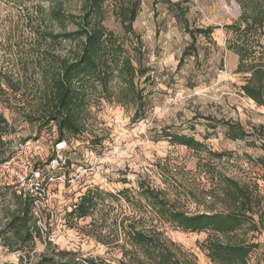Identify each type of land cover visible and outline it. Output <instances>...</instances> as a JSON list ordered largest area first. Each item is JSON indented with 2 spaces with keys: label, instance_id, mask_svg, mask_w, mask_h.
<instances>
[{
  "label": "rangeland",
  "instance_id": "rangeland-1",
  "mask_svg": "<svg viewBox=\"0 0 264 264\" xmlns=\"http://www.w3.org/2000/svg\"><path fill=\"white\" fill-rule=\"evenodd\" d=\"M131 2L138 3L136 33H128L119 16L121 6ZM243 3L248 14L253 7L264 8V0H100L98 19L124 44V54L146 69L135 78L143 101L138 105L121 97L126 87L120 76L109 91L90 81L79 113L81 132L69 134L67 142L58 141L56 124H45L40 111L51 74L64 59L75 58L79 41L61 34L78 28L85 2L0 0V113L10 124L0 163L20 143L38 139L37 164L46 178H54L49 179L47 230L27 244L6 229L18 199L12 189L0 187V264L59 259V250L70 252L66 259L79 264H89L88 259L97 264H215L204 250L210 237L257 243L248 264H264L260 221V231L248 225L218 235L212 229L186 230L162 218L142 194L143 188L153 189L169 208L189 215L225 211L230 206L222 200L221 183L233 178L263 198V206L251 214L256 220L264 216V170L257 162L264 155V105L240 91L249 74L236 71L239 55L229 47L236 36L226 28L241 21ZM54 5L69 15L65 23L51 19ZM187 26L214 28L210 34L196 32L193 41ZM245 42L264 60V28L261 36ZM228 121L240 122L248 135L228 137ZM169 133L193 136L202 145L179 144ZM90 188L96 192L91 214L71 213ZM137 230L157 245L146 249L135 243L130 233Z\"/></svg>",
  "mask_w": 264,
  "mask_h": 264
},
{
  "label": "trees",
  "instance_id": "trees-1",
  "mask_svg": "<svg viewBox=\"0 0 264 264\" xmlns=\"http://www.w3.org/2000/svg\"><path fill=\"white\" fill-rule=\"evenodd\" d=\"M14 3H22L24 0H7ZM87 11L80 17L77 22L78 28L74 31L61 34L65 39L79 41V47L76 51L75 58L72 60L64 59L57 71L53 72L49 78L48 90L44 93L43 108L41 117L45 124L55 123L58 131V141H67L69 134L81 132V123L79 113L84 103L86 95L85 85L90 81L92 86L100 84L105 91H109L110 82L117 77L125 81L126 89L122 90L121 97L135 104H141L143 101L142 91L135 86V78L146 73V69L140 64L137 66L130 56L124 53L126 48L122 42H119L112 30H108L98 19L101 9L100 0H84ZM244 13L241 21L227 25V30L232 31L236 36L235 41L229 42V47L239 55L237 72H245L244 83L240 87L242 95L251 99L258 106L264 105V60L257 58L252 52V48L246 45L245 40L254 34L259 36L263 33L264 28V8L258 10L253 7L248 14L249 7L243 3ZM247 9V10H246ZM182 13L184 9H181ZM138 3L122 5L119 10V16L122 24L128 33H136L133 23L137 17ZM52 20L65 23L68 19L61 6H52L50 10ZM188 25V24H187ZM213 26L207 28L187 29L193 41L199 34H210ZM53 38L57 34L49 32ZM139 36V35H138ZM185 55L191 54L184 52ZM17 89V88H16ZM119 94V92L117 93ZM120 101L124 102L123 98ZM125 100V101H126ZM227 126L226 135L232 139L244 138L248 135L247 130L240 122H225ZM9 121L0 113V145L4 143L3 135L8 133ZM263 127V125H261ZM170 139L179 144L190 147H199L202 142L187 134L173 133L167 134ZM36 140L38 139H30ZM29 141V140H27ZM26 142V141H25ZM23 143V142H22ZM264 149V144L262 145ZM36 167L40 169L37 162L39 153L36 157ZM61 162V161H60ZM259 166L264 170V155L257 158ZM43 179L45 174L40 169ZM49 177V176H48ZM264 181V173L261 176ZM222 200L226 203L229 201V209L212 213H199L189 215L184 211L169 208L167 201L160 194L150 188H143L142 194L154 206L159 215L173 224L192 231L212 229L216 235L228 234L240 230L248 225L252 231H260L258 221L264 224V216L256 220L253 214L254 207L262 205L263 198L256 194L254 188L249 184H241L233 178H225L222 183ZM258 187V186H256ZM12 189V188H8ZM13 190V189H12ZM18 204L11 212V217L7 223V228L15 241L21 244L35 242L42 236L41 229L32 214V202L29 197L18 194L13 190ZM95 191L91 188L83 194L77 204H75L71 213L78 217H85L91 214L96 206ZM52 208V205L51 207ZM50 213H52V210ZM135 243L144 246L146 249L155 247L152 236L137 230L130 233ZM218 237V236H217ZM257 243L241 242H223L219 238H209L205 244L204 250L207 256L215 264H248L250 256ZM70 252L59 250L55 256H43L40 260L30 264H79L73 259H66ZM89 264H97L94 259H88Z\"/></svg>",
  "mask_w": 264,
  "mask_h": 264
},
{
  "label": "built area",
  "instance_id": "built-area-1",
  "mask_svg": "<svg viewBox=\"0 0 264 264\" xmlns=\"http://www.w3.org/2000/svg\"><path fill=\"white\" fill-rule=\"evenodd\" d=\"M37 153L35 140L20 143L15 152L0 163V187L12 188L31 199L32 214L43 232L47 230L46 211L52 204L49 184L54 178L48 181L43 179L40 169L36 167Z\"/></svg>",
  "mask_w": 264,
  "mask_h": 264
}]
</instances>
